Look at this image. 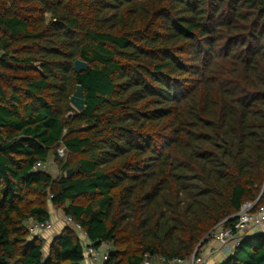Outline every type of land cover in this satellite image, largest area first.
<instances>
[{
	"label": "trees",
	"instance_id": "16d2710c",
	"mask_svg": "<svg viewBox=\"0 0 264 264\" xmlns=\"http://www.w3.org/2000/svg\"><path fill=\"white\" fill-rule=\"evenodd\" d=\"M263 181L264 0H0V264L81 262L70 226L29 235L49 206L104 264L188 258ZM212 264H264V233Z\"/></svg>",
	"mask_w": 264,
	"mask_h": 264
},
{
	"label": "built area",
	"instance_id": "2783aa9c",
	"mask_svg": "<svg viewBox=\"0 0 264 264\" xmlns=\"http://www.w3.org/2000/svg\"><path fill=\"white\" fill-rule=\"evenodd\" d=\"M57 155L64 157V147L57 149ZM47 162H36L32 169L33 171L45 170ZM264 194V181L262 182L260 193L255 201L242 204L240 210L236 214V221L233 226H224L223 221L215 225L205 236L206 242L198 244L195 251L188 258H173L164 259L150 254H145L142 264H154L158 260L161 264H208L209 259L217 253L225 256L231 249L238 245L240 239L248 234L249 230L264 233V201L259 207H256V202ZM63 220L66 226H70L77 235L81 238L84 244V258L79 264H104L108 259L112 250L109 242H102L98 246H94L87 239L86 232L81 226L73 221V219L63 214ZM28 233L31 237L42 238V233L53 230L51 220L35 221L28 220L26 222ZM214 241L217 245L212 247L208 242Z\"/></svg>",
	"mask_w": 264,
	"mask_h": 264
},
{
	"label": "water",
	"instance_id": "95a60500",
	"mask_svg": "<svg viewBox=\"0 0 264 264\" xmlns=\"http://www.w3.org/2000/svg\"><path fill=\"white\" fill-rule=\"evenodd\" d=\"M87 67H88V64L86 62L80 60V59L75 60L73 63L74 71L77 73L86 70ZM70 104L78 112H81L82 110H84L85 98H84V94H83V90H82L81 85L76 86V89L70 98ZM71 173H72V170L68 169L66 171V176L69 177L71 175Z\"/></svg>",
	"mask_w": 264,
	"mask_h": 264
},
{
	"label": "rangeland",
	"instance_id": "374dc122",
	"mask_svg": "<svg viewBox=\"0 0 264 264\" xmlns=\"http://www.w3.org/2000/svg\"><path fill=\"white\" fill-rule=\"evenodd\" d=\"M49 169H47L46 171L51 174V175H58L59 171L57 166L54 164V162L52 161V159L49 160ZM49 213H50V219L51 222H53L54 228H55V233H60V231L63 229L62 224L65 225L64 220H63V212L61 209H53L52 206H49ZM57 216V217H56ZM63 220V221H62ZM62 224H60V222ZM54 232V231H53ZM53 232L51 233H47V238L50 239L51 235L53 234ZM54 235V234H53ZM43 238V236H42ZM46 245V244H44ZM210 246H214L212 244H209ZM44 251H46V246H44L43 248Z\"/></svg>",
	"mask_w": 264,
	"mask_h": 264
},
{
	"label": "crops",
	"instance_id": "0c3cea01",
	"mask_svg": "<svg viewBox=\"0 0 264 264\" xmlns=\"http://www.w3.org/2000/svg\"><path fill=\"white\" fill-rule=\"evenodd\" d=\"M50 167H49V160L47 161V166H46V169H45V171L47 170V169H49ZM57 217V216H56ZM51 220V219H50ZM63 221V220H62ZM60 222V221H59ZM53 223V222H52ZM60 224H62L61 222H60ZM64 226H66V225H64V224H62V227H64ZM54 231V232H53ZM51 232H53V234L51 235V237H50V239H48L47 238V233H51ZM253 232H256L255 230H249L248 231V234H250V233H253ZM57 233H55V228H54V225H53V230L52 231H45V232H43L42 233V236H43V239L44 240H46L47 242H50V240L56 235ZM48 244L49 243H47V245H46V249H47V246H48ZM209 244H212V245H214V246H212V247H216V243L214 242V241H211V242H208V245ZM223 256L220 254V253H217V254H215L214 256H212L210 259H209V261H208V264H212L213 262H215V261H218V260H220L221 258H222ZM89 264H94V263H92V262H88Z\"/></svg>",
	"mask_w": 264,
	"mask_h": 264
}]
</instances>
